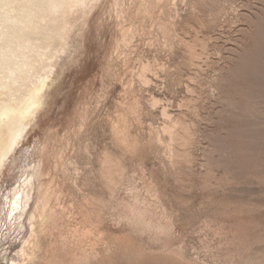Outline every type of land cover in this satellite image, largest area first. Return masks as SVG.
Wrapping results in <instances>:
<instances>
[{
    "label": "rangeland",
    "instance_id": "1",
    "mask_svg": "<svg viewBox=\"0 0 264 264\" xmlns=\"http://www.w3.org/2000/svg\"><path fill=\"white\" fill-rule=\"evenodd\" d=\"M121 1L94 6L0 177L9 196L50 141L57 207L30 264H75L90 248L88 264H264V0ZM122 118L135 147L113 133ZM163 123L188 141L168 142ZM6 215L0 200V264L28 230Z\"/></svg>",
    "mask_w": 264,
    "mask_h": 264
},
{
    "label": "bare ground",
    "instance_id": "2",
    "mask_svg": "<svg viewBox=\"0 0 264 264\" xmlns=\"http://www.w3.org/2000/svg\"><path fill=\"white\" fill-rule=\"evenodd\" d=\"M99 1L100 0H0V177L3 175V170L8 164L10 158L20 147L26 134L31 130V128H34L36 126L38 117L42 110L48 106L49 99L51 97V89L54 86L56 80L61 75L63 68H65L64 66L66 64V60L68 58L70 59L71 42H73L72 39H74V37H79L78 35L82 31L87 18L89 17V14ZM156 1H159V4L162 3H160V0ZM121 2V0H114V5L120 6ZM158 12L160 11L158 10ZM151 22L153 23L152 19ZM166 29L167 28H165V26L162 27L163 32H167L168 29ZM129 37L131 38V36ZM128 40L132 41L130 39ZM74 43L75 42H73V45ZM190 54L191 56H194L195 51L191 50ZM197 65L199 66L198 63L196 64V66ZM148 67V65H143L142 70L144 72H142L145 73L146 70H149ZM131 69L132 68H130V71ZM151 71L153 70L151 69ZM140 77L144 83L146 81L147 83L149 82L146 79L148 78V76L146 77L142 75ZM122 88H124V86H122ZM147 91H149V89ZM138 107L140 106L137 104V101L135 99H132L131 103L129 104V110L132 111L134 115L136 114L135 116L139 114ZM162 111L163 110L161 109V112ZM163 112L166 113V111ZM163 115L164 114H162L161 116ZM166 115L168 116L169 114ZM167 116L164 118H167ZM169 119L170 118H168L167 120ZM127 124L128 123L126 122V120L122 118L121 125L119 127H116L113 133H115L114 135H116L117 139L122 144L130 147H135L138 143L128 129V125L130 124V122L128 125ZM166 125L167 124L164 125L163 123L164 128H162L164 130L163 132L166 131L164 135L167 136L168 134V142L174 143L175 141H188V132L190 133L189 130L187 132V130L183 128L181 132L179 130L172 129L171 124H169V126ZM169 144L170 143H168V146ZM50 147V141H45L44 145L41 147L37 161L33 162L32 165H30L24 172L22 176L23 179L21 178L22 181L20 179L21 182L18 184L17 188L13 189L9 196L0 194V200L6 207V216L10 220V224H12V226L17 229H22L25 224H27L28 226L27 235L23 238L20 249L15 254L16 258L10 260L11 264H30L37 258L33 254V251L35 249L37 250L41 248L40 237L42 236V234H44L43 232L47 230L46 228L48 222H50L55 216L54 207L56 206L58 198L55 189H53V178L52 174L50 173L51 165L49 162L48 153ZM111 165H109L108 167L106 166V170L108 173V177L113 180L114 174L117 173V170L111 169ZM103 169L104 168H102V170ZM96 215L95 217H97ZM52 223L50 222L49 225H51ZM90 232L91 231L89 230V228L85 227L84 229H82V234H80V242L82 243V245L84 244L83 241L85 242V239ZM86 241L88 243V240ZM88 244L90 247H92L90 243ZM77 245L78 243H76V247ZM94 251H96V249L94 250L93 248L84 249L80 252L77 251L78 253H80V256L76 258L75 264H88L90 259L95 256ZM107 254H109V252Z\"/></svg>",
    "mask_w": 264,
    "mask_h": 264
},
{
    "label": "snow or ice",
    "instance_id": "3",
    "mask_svg": "<svg viewBox=\"0 0 264 264\" xmlns=\"http://www.w3.org/2000/svg\"><path fill=\"white\" fill-rule=\"evenodd\" d=\"M173 2H175V0H173ZM186 19H188L189 23H194L195 22L193 18H186ZM192 84L194 85L195 82L193 81ZM189 91H191V88H189ZM153 106L154 107H158L159 106V102L153 101ZM204 264H213V260L212 259H206ZM217 264H223V261H219V262H217Z\"/></svg>",
    "mask_w": 264,
    "mask_h": 264
}]
</instances>
